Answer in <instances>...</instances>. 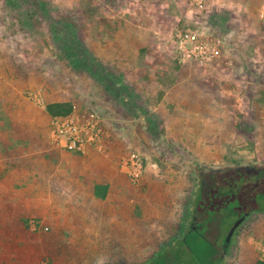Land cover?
I'll list each match as a JSON object with an SVG mask.
<instances>
[{"label": "rangeland", "instance_id": "1", "mask_svg": "<svg viewBox=\"0 0 264 264\" xmlns=\"http://www.w3.org/2000/svg\"><path fill=\"white\" fill-rule=\"evenodd\" d=\"M41 1L46 9L33 1L0 0V264H143L181 238L190 223L199 187L195 159L210 167L264 164L257 152L263 143L257 146L253 137L259 125L260 133L264 128V0H207L204 13L193 0ZM44 13L76 31L105 68L104 80L61 58ZM179 29L222 34L225 55L213 68H182L171 43ZM131 30L145 33L153 54L146 58L139 48L144 42L127 45L128 53H140L132 58L137 66L157 65L135 81L121 60L100 55L121 49ZM138 79L147 82L142 89ZM155 80L163 89L178 85L171 95L192 110L211 99L225 102L227 119L211 127L221 134L212 150L220 161L199 159L188 146L177 156L141 126L146 116L160 119L152 111L166 92ZM65 102L73 104L72 114L107 121L118 140H126L122 163L131 152L142 153L152 185L133 183L125 171L115 200L93 198V160L66 151L51 134L46 107ZM197 121L189 128L199 130ZM161 122L172 139L170 125ZM204 234L207 249L221 255L218 223ZM244 244L257 246L258 257ZM256 259L264 261V214L243 221L223 264Z\"/></svg>", "mask_w": 264, "mask_h": 264}, {"label": "trees", "instance_id": "2", "mask_svg": "<svg viewBox=\"0 0 264 264\" xmlns=\"http://www.w3.org/2000/svg\"><path fill=\"white\" fill-rule=\"evenodd\" d=\"M28 1H33L37 8L47 7L41 0ZM43 15L47 16L51 25L53 39L60 48L61 58L67 59L74 68L86 69L95 79L105 78V68L99 65V60L86 49L76 31L65 29L62 22L50 19L47 13ZM218 36L224 40L222 34ZM108 80L112 81L111 78ZM46 110L52 118L66 117L74 112V106L70 102L52 103L47 105ZM162 125L161 120L154 119L152 115L141 120V126L150 132L156 142L161 140L176 151ZM176 152L178 156L185 151ZM192 169L199 178V187L193 199L192 216L204 223L207 230L218 223L222 238L239 219H243V223L253 214H264V164L210 167L195 160ZM99 196L104 198L105 193ZM186 235L185 230L181 238L162 247L143 264H223L222 253L219 255L214 250L207 249L206 245L210 243L206 237L195 235L188 238ZM256 264H264V261L260 260Z\"/></svg>", "mask_w": 264, "mask_h": 264}, {"label": "crops", "instance_id": "3", "mask_svg": "<svg viewBox=\"0 0 264 264\" xmlns=\"http://www.w3.org/2000/svg\"><path fill=\"white\" fill-rule=\"evenodd\" d=\"M201 0H193L192 3H198ZM203 3H206L207 0H202ZM134 30H131V32H128L125 36V44H121V49L117 48L113 55L108 54H100L104 58L111 60V59H118L121 60V64L123 67H125V72L127 73L130 80H137L136 78H142L143 72L147 73L148 71L154 70L157 65L151 67V65L142 68L140 66H137V62L132 59L134 56L137 59L138 52L135 53H128L129 49L127 45H130L133 42H144L147 43L146 45L142 43L139 48H145L147 55L146 58L148 60L151 59V56L153 54L149 52L151 50V43L146 39L147 36H145V33L142 34L141 32H135ZM147 35V34H146ZM145 38V39H144ZM144 39V41H143ZM124 40V39H123ZM149 42V43H148ZM175 53V51L173 50ZM134 55V56H133ZM176 56V53H175ZM154 63V62H153ZM152 63V64H153ZM215 64L207 67H192V66H182V68L186 69H207V68H213ZM140 67V68H139ZM156 72V70H154ZM136 76L134 77V75ZM138 75V76H137ZM140 75V76H139ZM140 80V86L141 89L143 88V84L147 83L144 79H138ZM139 82V81H138ZM156 88L162 89L166 92L164 97L162 98L161 103L158 105H155L152 111V114H156L160 120L166 121L167 124H169L170 129L172 131H169V136L172 138L171 143L173 144L175 150L177 151H185L188 150L185 148V146L190 147L193 152L195 153L196 157L199 159L208 160L209 162L220 161V157L217 154H214V152H217V145L218 143H213L215 138L221 137V134L213 131L212 132V125L215 126L216 121H223L227 119V108L225 107L226 104L223 102L222 104H216L213 99L210 100V102L203 106V109H191L188 107H184L181 105L179 98L171 95V92H173V89L179 88L178 85H166V89H163L165 85H163L161 82L159 83L158 80L153 81V83ZM159 93V91H158ZM157 93V95H158ZM177 93V92H176ZM175 98V99H174ZM51 117V116H50ZM196 118L198 123L197 127L203 128L205 124L209 126L207 129H191L189 126H191V120ZM264 119V115H263ZM51 120V118H50ZM208 121V122H206ZM107 125V137L104 141V144L102 147L98 149L90 148L84 155H86L89 159L93 160V172H92V178L95 179L96 183V190L95 187L92 188L91 193L93 198L95 199H116V185L120 182V177L125 178V167L124 163L120 161V157L124 154H126V145L124 144V141L118 140L116 137L115 130L112 129V126L109 122L105 121ZM219 127L220 123L218 124ZM175 129V132L173 131ZM51 130V129H50ZM210 130V132H207ZM260 125L257 128V131H255L253 134V137L255 139V143H258L257 146L260 147V142L263 143V146L261 147V150L257 149V152L261 154V156L264 158V128L262 129L261 133L259 132ZM168 136V135H167ZM184 138H186V143L184 142ZM257 139V141H256ZM187 141H192L191 143H187ZM181 142V144L179 143ZM214 144L209 145V144ZM184 144V145H182ZM184 146V147H183ZM214 150V152H212ZM194 158V157H193ZM195 159V158H194ZM196 160V159H195ZM198 161V160H196ZM152 170L149 168H146V172L144 177L142 178L141 183L145 185H152L154 182L153 179V173ZM105 193V197L101 198L99 195ZM118 196V195H117ZM121 196H119L118 199H120ZM246 253H250L251 257L257 258L259 253H256L257 246L251 247V249L247 248V245L244 244ZM259 260H255L254 263L256 264ZM241 264H246V262H243Z\"/></svg>", "mask_w": 264, "mask_h": 264}, {"label": "built area", "instance_id": "4", "mask_svg": "<svg viewBox=\"0 0 264 264\" xmlns=\"http://www.w3.org/2000/svg\"><path fill=\"white\" fill-rule=\"evenodd\" d=\"M195 4L201 13L206 11L202 0ZM171 43L176 59L182 66H211L226 53L222 37L199 30L179 29ZM50 129L57 144L74 154H85L90 148L102 147L107 137L106 123L95 116L71 114L54 117L51 118ZM124 167L133 183H141L146 172L142 153L131 152Z\"/></svg>", "mask_w": 264, "mask_h": 264}, {"label": "flooded vegetation", "instance_id": "5", "mask_svg": "<svg viewBox=\"0 0 264 264\" xmlns=\"http://www.w3.org/2000/svg\"><path fill=\"white\" fill-rule=\"evenodd\" d=\"M239 220H241V219H239ZM241 223L236 228L235 232L233 233V235H232V237H231V239H230V241L228 243H227V236H228V234H229V232L231 231L232 228L228 231L227 234H225L222 237V240L220 242V247H221V251H222L223 257L226 256V254L228 252V249L230 248V246H231V244L233 242L234 236L236 235L238 229L240 228ZM204 228H205V224L200 222L197 217L192 216L191 220H190V223L186 227V231H187L186 237L191 238V237H194L195 235H198L200 237L201 236L205 237V234L203 233Z\"/></svg>", "mask_w": 264, "mask_h": 264}, {"label": "water", "instance_id": "6", "mask_svg": "<svg viewBox=\"0 0 264 264\" xmlns=\"http://www.w3.org/2000/svg\"><path fill=\"white\" fill-rule=\"evenodd\" d=\"M243 219L237 221L235 223V225L232 227L231 231L229 232L228 236H227V243L230 241L233 233L235 232L236 228L238 227V225L242 222Z\"/></svg>", "mask_w": 264, "mask_h": 264}]
</instances>
